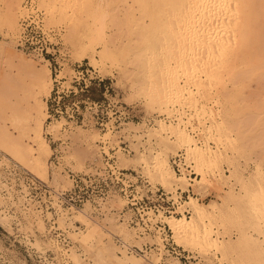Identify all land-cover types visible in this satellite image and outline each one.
<instances>
[{"label": "rangeland", "instance_id": "obj_1", "mask_svg": "<svg viewBox=\"0 0 264 264\" xmlns=\"http://www.w3.org/2000/svg\"><path fill=\"white\" fill-rule=\"evenodd\" d=\"M133 1L0 0V264H114L112 248L122 241L129 252L152 249L156 264H264V132L256 120H264V68L250 59L242 64L249 54L233 51V76L185 74L175 60L191 61V45L201 62L208 55L205 45L190 43L185 7L180 14L163 8L161 21L170 26L152 27ZM140 14L146 27L133 18ZM167 62L177 74L166 72ZM171 79L184 88L180 94L167 89ZM174 94L177 100L164 101ZM174 112L180 121L161 122L200 145L180 124L183 117L197 123L200 146L212 157L207 165L175 133L160 137L158 121L147 122ZM213 150L221 152L215 161ZM178 152L190 165L188 179L184 187L172 171L165 188L156 156L173 169L170 157ZM118 176L131 184L125 193L112 187ZM156 187L172 197L174 212L144 214L149 209L128 202ZM189 194L215 203L210 216L184 204ZM139 213L165 223L184 213L193 226L180 244L167 223L177 250L171 253L159 233L137 228ZM179 250L186 258H177Z\"/></svg>", "mask_w": 264, "mask_h": 264}, {"label": "bare ground", "instance_id": "obj_2", "mask_svg": "<svg viewBox=\"0 0 264 264\" xmlns=\"http://www.w3.org/2000/svg\"><path fill=\"white\" fill-rule=\"evenodd\" d=\"M52 2H53V0H52ZM138 4L140 5V6H138V7H140L139 11H141V14H143L144 17L146 15L147 16L150 15L149 19L147 20V21H149L148 22L149 25H151V24H153V25L157 24L158 25V21L163 22V23L168 22L167 23L168 25L165 26L167 28H168V26H170L169 20L168 21H161V20H163V17L162 16L160 17L161 14L159 15V11H161L165 7H167V8L170 7V10L173 9V11L180 14L181 8L185 7L186 14L184 16L185 21H183V22H184L185 28L187 30H189L190 37L192 39L193 38L195 39L194 41L191 39L192 41H190V43L193 44V42H194L195 44H199V45L201 43V45L203 47L205 45V47H207L206 54H208L206 61L201 62L199 59H201L202 57L197 56V53H196L197 51L194 49L195 46L191 45L192 47L190 49L191 50L193 49L190 53V56H189L191 61L189 60V62H187L188 61L187 57H183L181 59L175 60V63L178 64V67L181 66V68L184 70L185 74L190 75L194 71L196 72L198 70V72H199V69L200 70L202 69L201 72H204V75L207 77V79H209V80L215 79L216 81H221V80H223V79H221L222 78V72L224 70H227V72H229V74L231 73L230 75L233 76V71H232L233 67H231L232 64H230L231 60L227 56V53H231L233 51H235L236 53L238 52L239 54L240 53H242V54L247 53L250 55V56L248 55L247 58H244L242 60V64L245 63L247 61V59H250L253 61L252 62L253 66L257 67L256 69H259V68L263 69L264 68V0H138ZM128 7H130V6H128ZM166 9H163V10H166ZM137 10H138V8H137ZM59 12H61V11H59ZM141 14H140V16L133 17V18L134 19L136 18L135 20H137V22L141 21V24L143 25V26L141 25V28H142L144 26L146 27L145 24H147V23L142 22L143 15H141ZM129 15H127V16H129ZM166 15L164 14L163 16L166 17ZM160 22H159V24H160ZM149 34L152 35V33H149ZM159 34H160V32H159ZM196 41L197 42L199 41L200 43H197ZM244 56H247V55L245 54ZM250 60H248L249 63H250ZM175 63H173V64H175ZM199 63L201 66L199 65ZM168 64L169 63L167 62L166 63L167 70L165 68L166 72L168 71L169 72L168 74H170L171 70H172V73L177 74V72H175V69L173 71L172 67H170L171 65H168ZM247 64L248 63L246 62V65ZM251 64H249V65H251ZM178 67H176V68H178ZM246 69H248V68H246ZM256 69H253V70H256ZM166 72H165V74H166ZM179 72H181V71H179ZM263 73H259V74H262V76H263ZM169 77L172 78L170 75H169ZM164 78H165V76L163 77V79ZM190 78H192V77H190ZM188 79L189 78H187V80ZM166 80H167V78H166ZM184 80L186 81V79H184ZM190 80H188V81H190ZM192 80L195 81L194 78ZM192 80H191V82H192ZM161 82H162V80H161ZM196 82H197V80H196ZM212 82L213 81H211L209 83H212ZM167 83H168V86L166 84L167 89H169V91H174L177 95L180 91L182 92V90L184 89V88L182 89V87L179 85L177 80L171 79V80H168ZM161 85L162 84H159V87ZM160 88H162V87H160ZM156 91H157V89H156ZM165 92L166 91H164V93ZM177 95L174 94L171 96H169V95L165 96L166 99L163 97L164 95L161 97H163L164 101L168 103L172 100L174 101V99H176V98L178 99ZM159 98H160V95H159ZM176 103H177V101H176ZM256 120H259L258 124L260 125V129H261V130L259 129L260 131L259 130H257V131L260 132V135H263V134H261V131L264 132V120L260 117H259V119L257 118ZM157 121H158V125L160 126V129L158 131H156V133L158 135H160V137L163 135V132L166 130H169L170 132L175 133L174 135H176V137L178 136V139L180 140V142L185 144L186 151L189 154H191L192 157L196 158V161L198 163H200V164L206 163V165H207L210 158H212V157H210L211 155H209L210 150H208L209 148L207 145H206V148H207V151H206L205 147L202 148L200 146L201 144L200 145H198L196 143L193 144V140L190 138L191 136H189L184 131L183 128H179L178 126H173L171 124L165 125L164 122H161L163 120H157ZM219 123H222V122L220 121ZM247 123L248 122L245 120L246 125H247ZM219 126H220V124H219ZM241 126H243V124H241ZM136 128H137V126H136ZM184 128H185V126H184ZM259 132H258V134H259ZM211 153L212 154L214 153L213 154V159H214L213 161H215L216 158L220 157V155H221L220 151H214L213 150V151H211ZM156 157H157L158 162L160 160V162H159L160 181H161L163 187L171 188L172 182H174L172 179V176H171V172L172 171L174 172V170L170 168V165H169L166 157L161 156L160 153ZM155 165H157V164H155ZM156 168H158V166ZM175 179H177V181H179V183L181 185H184V184H186V179H188V178L186 177V174L183 171V173ZM191 179H194V180L196 179L197 182H200L199 181L200 178L197 179V178L193 177ZM191 185H192V183H191ZM184 187H185V185H184ZM178 189H180L179 186H178ZM169 197H171V196H169ZM187 197H188V199L184 201V204L191 205V207H193L192 209H194L195 215L200 216L201 218H203V217L206 218V217L210 216V214L213 211L211 208L215 207L214 206L215 203L212 200H210V202H208L207 204H201V203L197 202L196 201L197 199L195 197H193L192 195L189 194ZM181 205H183V204H181ZM178 207L180 208V206H178ZM165 217L167 218L166 219L168 221L167 223L173 232V235L175 237L176 242L181 244L183 242L182 238L185 236L184 233H186L188 230H190V228L193 226L192 225L193 219H190V218L188 219L184 213H181V215H179V216L169 215V216H165ZM196 234H197V231H196ZM202 234L208 240V243H210L212 241V244H215V242H214L215 238H213L214 240L212 239V237L210 238V230L204 229ZM193 237L195 238V235ZM188 239H190V238L188 237ZM188 239H187V242L189 241ZM207 240H206V242H207ZM122 242H123L122 246L115 245L112 248L113 250L117 251L116 253L112 252V255H111L112 260L116 264H122V263L123 264H156L154 254L152 253V249L149 251V255H147V253L146 254H140L138 251L134 252L135 250L134 251L132 250L129 252L128 249L131 248L130 243H127L126 241H122ZM94 249H96V248H94ZM142 249H143L142 247L139 248L140 251H142ZM96 251H98V249H96ZM118 253H120V254H118ZM58 263H59V261H58ZM88 264H91V263L88 262Z\"/></svg>", "mask_w": 264, "mask_h": 264}, {"label": "built area", "instance_id": "obj_3", "mask_svg": "<svg viewBox=\"0 0 264 264\" xmlns=\"http://www.w3.org/2000/svg\"><path fill=\"white\" fill-rule=\"evenodd\" d=\"M178 114L177 113H172V114H156L153 117H150L147 119L148 123L151 124H156L157 120H163V121H172V122H178L180 121L178 119ZM183 123H180L181 126H185L186 130L191 134L195 139L197 140L198 143L201 144V138H199V127L197 126V123H193L192 119H190V122L188 123V120L186 117L182 118ZM125 151H128L127 149L123 148ZM170 161L173 167V170L175 173L181 175L183 171H190V165L186 164L184 153L178 152L175 155H172L170 157ZM189 168V169H188ZM111 173L116 174L115 167L111 165ZM123 174V172H118ZM193 174L190 172L189 176ZM124 175V174H123ZM117 177V176H115ZM131 186V184L128 183L124 177H119L116 180V182L112 185L115 190L118 189L119 193H125L127 189ZM189 192V189H187ZM183 191H180V193ZM171 198V199H170ZM132 206H138L136 207L137 210H144L145 208L149 209L145 213H152V212H157L161 217H164L163 215H168L170 212H174V200L172 197L167 196V192L163 188L156 187L154 191L150 190V194L142 195L140 199L137 198L136 194H131V198L128 201ZM139 218L135 217L136 222L135 224L138 225L137 228H142L143 230H151L155 231V233H159L161 236L162 240V245L167 248L166 251H170L171 253H176V247L173 245V240L172 236L169 233V227H167V223L161 218L158 219V221L150 222V220L147 219H152L150 215L146 216V218L143 217L141 213H139ZM149 225V226H148ZM120 242V241H118ZM167 245V247H166ZM178 259L181 258H186L185 255L181 254V251L179 250V255H176Z\"/></svg>", "mask_w": 264, "mask_h": 264}]
</instances>
